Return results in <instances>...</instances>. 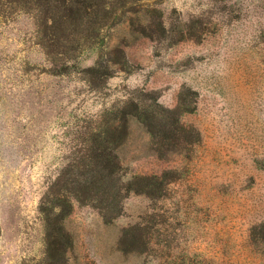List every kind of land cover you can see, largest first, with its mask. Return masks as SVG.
I'll return each mask as SVG.
<instances>
[{
  "label": "rangeland",
  "instance_id": "1",
  "mask_svg": "<svg viewBox=\"0 0 264 264\" xmlns=\"http://www.w3.org/2000/svg\"><path fill=\"white\" fill-rule=\"evenodd\" d=\"M64 198L69 264H264V0H0V264Z\"/></svg>",
  "mask_w": 264,
  "mask_h": 264
},
{
  "label": "trees",
  "instance_id": "2",
  "mask_svg": "<svg viewBox=\"0 0 264 264\" xmlns=\"http://www.w3.org/2000/svg\"><path fill=\"white\" fill-rule=\"evenodd\" d=\"M176 111H186L183 105L180 102L177 103L175 107ZM121 129L118 130V128ZM125 129V124L121 123L120 126L114 125L112 126L115 131H119L118 142L123 139V130ZM181 129H185L184 126H181ZM108 130V129H107ZM111 130V129H109ZM106 149L101 152V158L106 159L108 164L106 166H110L108 169H104L106 166H96L90 170H88V175L86 176L84 189L89 198H93V196H106L107 191H102V187H105L106 179L108 177L113 176V174L118 171L119 162L116 157L114 146L106 145ZM112 157V158H111ZM116 159L111 163V159ZM103 162V159H101ZM163 175H134L127 181V189L145 192L148 195H154L161 188V181ZM119 192V191H118ZM117 193V191H116ZM114 191L112 194H116ZM60 203H56L54 206H63L61 209L57 211H48L44 217L45 221V259L43 264H69L66 260V251L71 246V236L69 232L66 230L63 224V218L65 214L68 212V206H70L69 202L67 204V199L65 198L59 200ZM62 204V205H61ZM58 207V208H59ZM264 230V224L260 226Z\"/></svg>",
  "mask_w": 264,
  "mask_h": 264
}]
</instances>
